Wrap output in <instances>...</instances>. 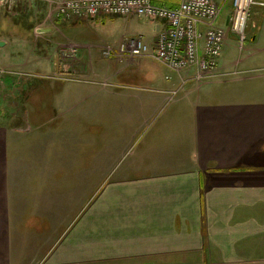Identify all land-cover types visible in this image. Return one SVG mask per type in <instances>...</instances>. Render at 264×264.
<instances>
[{"label":"crops","instance_id":"crops-1","mask_svg":"<svg viewBox=\"0 0 264 264\" xmlns=\"http://www.w3.org/2000/svg\"><path fill=\"white\" fill-rule=\"evenodd\" d=\"M152 2L174 8L180 0ZM258 9H253V29L261 20ZM161 26L151 21L149 43ZM251 35L256 44L264 41L258 29ZM221 66L228 69L223 56ZM141 72L153 84L161 77L147 68ZM164 87L158 86L167 91ZM237 95L217 99L205 91L193 104L186 132L172 131L156 149L165 153L161 166H148L143 174V160H135L117 180L103 177L94 195L80 196L74 205L66 172H57L72 165L64 159L56 165L51 149L39 153L38 147L30 148L24 165L19 144L29 140L21 130L25 118L3 111L0 264H264V88ZM145 96L149 107L163 102L159 94ZM131 97L143 95L132 91ZM49 104L57 110L55 100L46 99ZM34 116L28 120L37 124L27 134L48 122Z\"/></svg>","mask_w":264,"mask_h":264},{"label":"rangeland","instance_id":"rangeland-1","mask_svg":"<svg viewBox=\"0 0 264 264\" xmlns=\"http://www.w3.org/2000/svg\"><path fill=\"white\" fill-rule=\"evenodd\" d=\"M60 1L0 2V40L7 43L0 48V114L4 111L25 118L21 130L29 140L19 144L25 154L24 165L30 162L31 147H38L39 153L51 149L50 157L56 165L62 159L72 165L71 169L57 168V172H66V188L72 191L73 205L80 196L94 195L103 177L117 180L135 160H143V174L148 166H161L165 153H157L156 149L165 145L172 131L186 132L193 104L205 91H212V96L215 93L219 99L238 98L240 92L264 88V79H257L264 76V41L256 44L251 35L258 29V35L264 37V7L258 9L261 20L256 29L250 27L252 9L246 38L242 40L231 30L227 35L226 19L232 14L231 6L224 8L218 20V25L226 29L222 56L228 64V69L221 66V56L218 71L239 73L183 83L178 73L155 59L117 60L103 56V46L117 47L128 37L151 42L150 20L110 15L101 23L96 19H64L57 14ZM40 29L46 31L39 32ZM146 68L161 76L154 84L149 82V75L141 72ZM232 78L248 80L210 84ZM129 84L148 88H132ZM132 91L143 97H131ZM158 94L163 100L160 107H156L158 103L149 107L145 95L155 99ZM46 99L51 103L55 100L57 110L54 105H45ZM33 115L41 117L39 122H48L34 134H27L37 124L29 122ZM184 115L187 116L183 118ZM26 172L33 175L37 171Z\"/></svg>","mask_w":264,"mask_h":264},{"label":"built area","instance_id":"built-area-1","mask_svg":"<svg viewBox=\"0 0 264 264\" xmlns=\"http://www.w3.org/2000/svg\"><path fill=\"white\" fill-rule=\"evenodd\" d=\"M228 5L232 14L227 16L226 26L229 20L231 31L239 39H245L252 9L263 8L264 0H180L174 8L157 6L152 0H61L57 14L64 19L86 20L106 15L127 18L141 15L161 23L154 43L128 37L117 47L103 46L102 54L117 60L155 59L178 73L185 83L189 79L203 82L239 73L218 71L226 38V29L218 25V20ZM184 74L190 78H184Z\"/></svg>","mask_w":264,"mask_h":264},{"label":"water","instance_id":"water-1","mask_svg":"<svg viewBox=\"0 0 264 264\" xmlns=\"http://www.w3.org/2000/svg\"><path fill=\"white\" fill-rule=\"evenodd\" d=\"M0 1H5V0H0ZM228 22H229V20L227 21V35H229V33H230V26L228 25ZM40 31H46V29H40ZM6 45V42L5 41H2V40H0V48L1 47H3V46H5Z\"/></svg>","mask_w":264,"mask_h":264}]
</instances>
